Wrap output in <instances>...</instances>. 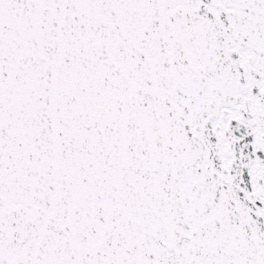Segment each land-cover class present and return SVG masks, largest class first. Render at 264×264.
<instances>
[{
	"label": "snow or ice",
	"instance_id": "obj_1",
	"mask_svg": "<svg viewBox=\"0 0 264 264\" xmlns=\"http://www.w3.org/2000/svg\"><path fill=\"white\" fill-rule=\"evenodd\" d=\"M0 264H264V0H0Z\"/></svg>",
	"mask_w": 264,
	"mask_h": 264
}]
</instances>
